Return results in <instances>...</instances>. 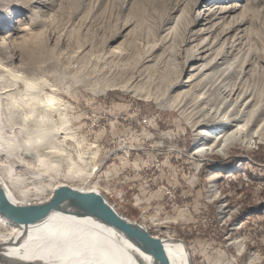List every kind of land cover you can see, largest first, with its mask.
I'll return each instance as SVG.
<instances>
[{"label": "rangeland", "instance_id": "1", "mask_svg": "<svg viewBox=\"0 0 264 264\" xmlns=\"http://www.w3.org/2000/svg\"><path fill=\"white\" fill-rule=\"evenodd\" d=\"M198 14L213 20L195 26ZM204 28L206 44L226 47L210 65L230 77L222 85L264 104V0H0V43L16 55H0V172L32 178L7 182L19 201L95 189L153 236L183 242L191 264H264V126L249 146L202 151L197 124L223 90L172 91ZM29 79L41 102H60L52 120Z\"/></svg>", "mask_w": 264, "mask_h": 264}, {"label": "bare ground", "instance_id": "2", "mask_svg": "<svg viewBox=\"0 0 264 264\" xmlns=\"http://www.w3.org/2000/svg\"><path fill=\"white\" fill-rule=\"evenodd\" d=\"M32 3L35 4L36 0H32ZM223 13L228 14L230 11L221 12V14ZM211 17L213 18L212 15L208 17L206 15L202 16V14H198L193 25L197 26V23L199 24V22H202L207 26L211 20H213ZM219 18L216 17L215 19L217 20ZM232 28V25L226 27L223 35L227 36L228 34H231L234 31ZM208 31H210V28H204V30L198 32V34L193 33V31L190 33V38L188 39L187 44H194L197 40H200V38L203 41L198 46H192L189 56L186 58L187 64L185 66L189 65L191 68L188 81L183 83V81L177 80L172 87V91L184 90L181 94L189 96L192 91H200L201 93H204L206 89V91H215L217 93L223 90L221 95L222 107L216 108V111L214 110V112L208 114V116L214 114L210 118V123L203 126L197 124L199 125L197 130H200L198 135L201 138L199 141H204V143H202L203 145H201L204 146V148L201 149L202 151H224V146L232 141L247 144L249 146L255 138L254 136H260L261 134L259 128L255 129V126H264V104L261 103L262 105L257 106L256 102L258 101L250 93H246L247 95H245L242 92H238L235 90L236 88H231L233 85H229V83L228 87L226 85L223 86L224 84L222 85L226 80L229 81L230 77L228 75L225 76L222 72H217L215 70L216 67L210 68V65L212 62H226V47L225 44H223L219 49H215L219 43L217 38L210 44H206V38L203 37L211 36L210 33L213 32ZM211 38H213V36ZM7 45H11L10 38H4L3 42L0 43V55L6 59V63L11 64V62L16 60V55L8 54L9 49ZM233 65L231 64L229 67L225 66L228 68L227 70H231L234 68ZM226 73L228 72L226 71ZM217 74H219V76L215 77ZM13 77H15V75ZM26 82H30L33 92H37H35L37 94L35 95V98L38 100L39 92L41 91L39 89L40 84L38 85L36 82L34 83V80L32 79H29ZM181 94L179 93L178 95L181 96ZM47 98V102L44 103L39 99V103L37 102V104H39L38 110L45 114V117L52 120L53 114L58 111L56 109H58L57 107L59 105L61 106V104L60 102L58 103L57 99L53 96ZM245 101H247L246 106ZM243 102L245 103L241 104ZM237 105L241 107V109L236 111ZM234 128H236V130H234ZM229 130L232 131L228 134ZM31 151L29 148L26 149L25 155H30ZM7 175V181L5 182V179L0 172V184L6 190V193L13 204L16 206L45 204L42 202L19 201L13 190L8 186V183L15 187L17 185L26 186L32 184V178L25 177L24 180L20 181V179L15 178L10 174ZM78 190L84 191L81 189ZM89 191L100 192L95 189H90L84 192ZM54 193H50L51 199L53 198ZM165 248L171 264H191L188 248L183 242L167 238ZM152 263V258L129 242L122 233L109 227L96 217L87 218L83 216H72L63 211H54L45 220L30 226H24L11 221L0 211V264Z\"/></svg>", "mask_w": 264, "mask_h": 264}, {"label": "water", "instance_id": "3", "mask_svg": "<svg viewBox=\"0 0 264 264\" xmlns=\"http://www.w3.org/2000/svg\"><path fill=\"white\" fill-rule=\"evenodd\" d=\"M0 211L18 225L30 226L45 220L54 211L72 216L96 217L116 229L152 258V264H171L166 252V238L153 236L144 226L122 215L101 192H84L69 186L57 187L53 198L41 205L16 206L0 184Z\"/></svg>", "mask_w": 264, "mask_h": 264}, {"label": "built area", "instance_id": "4", "mask_svg": "<svg viewBox=\"0 0 264 264\" xmlns=\"http://www.w3.org/2000/svg\"><path fill=\"white\" fill-rule=\"evenodd\" d=\"M143 123H146V119L145 120H143ZM248 180V178L247 177H245V181H247ZM169 238V237H168ZM167 239V238H166Z\"/></svg>", "mask_w": 264, "mask_h": 264}]
</instances>
